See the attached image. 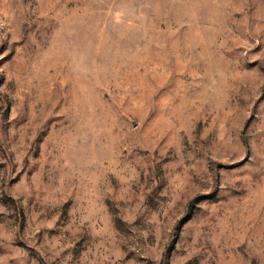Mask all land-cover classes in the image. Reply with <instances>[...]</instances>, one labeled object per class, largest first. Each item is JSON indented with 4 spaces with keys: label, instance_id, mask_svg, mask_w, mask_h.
Listing matches in <instances>:
<instances>
[{
    "label": "rangeland",
    "instance_id": "obj_1",
    "mask_svg": "<svg viewBox=\"0 0 264 264\" xmlns=\"http://www.w3.org/2000/svg\"><path fill=\"white\" fill-rule=\"evenodd\" d=\"M0 264H264V0H0Z\"/></svg>",
    "mask_w": 264,
    "mask_h": 264
}]
</instances>
